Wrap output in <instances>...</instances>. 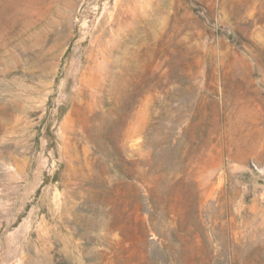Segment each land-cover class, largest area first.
<instances>
[{"label": "rangeland", "instance_id": "rangeland-1", "mask_svg": "<svg viewBox=\"0 0 264 264\" xmlns=\"http://www.w3.org/2000/svg\"><path fill=\"white\" fill-rule=\"evenodd\" d=\"M0 264H264V0H0Z\"/></svg>", "mask_w": 264, "mask_h": 264}]
</instances>
